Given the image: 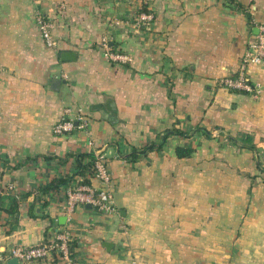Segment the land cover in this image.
<instances>
[{
	"label": "crops",
	"instance_id": "0c3cea01",
	"mask_svg": "<svg viewBox=\"0 0 264 264\" xmlns=\"http://www.w3.org/2000/svg\"><path fill=\"white\" fill-rule=\"evenodd\" d=\"M144 5L152 22L138 20ZM37 11L54 23L55 49ZM262 24L264 0H0V264L59 234L76 242L79 264H264V65L249 68L258 97L220 84ZM105 37L130 61L107 58ZM108 100L113 120L98 108ZM78 106L88 132L54 134ZM246 136L255 150L231 140ZM178 146L194 153L179 158ZM89 152L112 174L114 213L72 188L37 196Z\"/></svg>",
	"mask_w": 264,
	"mask_h": 264
},
{
	"label": "built area",
	"instance_id": "2783aa9c",
	"mask_svg": "<svg viewBox=\"0 0 264 264\" xmlns=\"http://www.w3.org/2000/svg\"><path fill=\"white\" fill-rule=\"evenodd\" d=\"M36 23L39 27L41 35L48 47L55 49L56 41L52 35L54 23L50 18L41 11H37L35 15ZM154 19L151 12H142L139 15V22L149 23ZM103 52L107 58L119 63H127L130 56L118 51H113L110 46L109 38H103L101 42ZM264 65V24L260 25L259 33L255 40L250 44L249 48L243 55L239 71L223 77L220 80L222 87L231 91H241L254 93L258 97L261 93L260 86L256 87L250 76L249 68L251 66ZM90 124V114L83 107L66 108L63 116L54 123L53 132L57 135L72 133L76 130L88 132ZM89 146H94L93 140L88 141ZM95 175L102 182L101 188H95L93 185H80L70 194L75 200L83 203H91L97 210L101 212L114 213L115 201L111 192L112 174L107 168L105 157L100 152H95ZM75 207V201L69 200L67 209L72 211ZM70 236L68 234H59L55 238L46 242L34 244L30 246L19 245L12 248L10 256L19 259L20 264H31L34 261L46 259L54 254L59 253L63 264H79L78 260L72 256L69 249Z\"/></svg>",
	"mask_w": 264,
	"mask_h": 264
},
{
	"label": "trees",
	"instance_id": "16d2710c",
	"mask_svg": "<svg viewBox=\"0 0 264 264\" xmlns=\"http://www.w3.org/2000/svg\"><path fill=\"white\" fill-rule=\"evenodd\" d=\"M142 12H148L145 5L142 7L141 9V13ZM201 130V129H200ZM175 130H169L166 134H165V139L168 135L174 133ZM231 140L238 144L241 147H248L250 149L255 150L256 146L254 144H251V139L249 136H246L243 140V142H241L239 140V138H232ZM164 142H162L159 146H149L147 149H153V148H162ZM194 153V149L191 147H182V146H178L176 148V154L179 158H187V157H191L192 154ZM95 155L94 153H80V154H76V167H75V172L70 175V176H65V177H57L52 179L49 183L43 185L39 190H37V196L40 195V193H44V194H51L53 191H59V190H63V189H70L72 188L73 190H75L78 186L80 185H92L91 181L95 175ZM258 168L259 170L264 174V166L262 165V163H258ZM77 177V178H76ZM79 178V181H77V179ZM44 204H46V202H44ZM18 201H16L13 204V207L11 210L13 211H17L18 209ZM75 247H76V242H71L69 243V249L72 253V256L77 259L76 256V252H75ZM54 255H56L57 257H60L59 253H57L56 251H54Z\"/></svg>",
	"mask_w": 264,
	"mask_h": 264
},
{
	"label": "water",
	"instance_id": "95a60500",
	"mask_svg": "<svg viewBox=\"0 0 264 264\" xmlns=\"http://www.w3.org/2000/svg\"><path fill=\"white\" fill-rule=\"evenodd\" d=\"M76 55L77 54L75 52H72V51L63 52L62 53V59L63 60H75L77 57ZM60 84H61V80H57L54 83L53 87H56V89H57V86H59ZM106 106H107V111L103 110L101 105L98 106V108L102 111L104 118H106L108 120H113V118L110 115V112L116 109L115 102L113 100H108L106 103ZM88 206H92V204L88 203ZM105 245L109 246L108 243H106ZM8 264H20L19 259L16 257H13L9 260Z\"/></svg>",
	"mask_w": 264,
	"mask_h": 264
}]
</instances>
